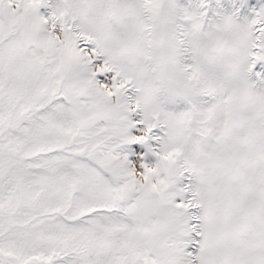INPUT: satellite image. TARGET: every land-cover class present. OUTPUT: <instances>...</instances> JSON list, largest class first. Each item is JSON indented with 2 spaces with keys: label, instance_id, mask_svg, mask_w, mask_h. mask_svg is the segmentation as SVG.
<instances>
[{
  "label": "snow or ice",
  "instance_id": "obj_1",
  "mask_svg": "<svg viewBox=\"0 0 264 264\" xmlns=\"http://www.w3.org/2000/svg\"><path fill=\"white\" fill-rule=\"evenodd\" d=\"M0 264H264V0H0Z\"/></svg>",
  "mask_w": 264,
  "mask_h": 264
}]
</instances>
